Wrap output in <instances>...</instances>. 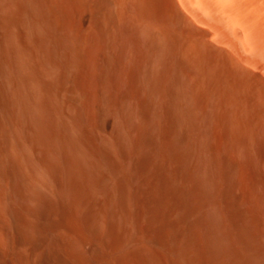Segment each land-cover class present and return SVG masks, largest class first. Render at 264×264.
<instances>
[{
  "label": "bare ground",
  "instance_id": "6f19581e",
  "mask_svg": "<svg viewBox=\"0 0 264 264\" xmlns=\"http://www.w3.org/2000/svg\"><path fill=\"white\" fill-rule=\"evenodd\" d=\"M0 264H264V0H0Z\"/></svg>",
  "mask_w": 264,
  "mask_h": 264
}]
</instances>
